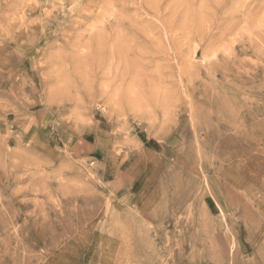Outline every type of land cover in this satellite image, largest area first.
<instances>
[{
  "label": "rangeland",
  "instance_id": "obj_1",
  "mask_svg": "<svg viewBox=\"0 0 264 264\" xmlns=\"http://www.w3.org/2000/svg\"><path fill=\"white\" fill-rule=\"evenodd\" d=\"M72 1L0 0V264H264V0Z\"/></svg>",
  "mask_w": 264,
  "mask_h": 264
},
{
  "label": "bare ground",
  "instance_id": "obj_2",
  "mask_svg": "<svg viewBox=\"0 0 264 264\" xmlns=\"http://www.w3.org/2000/svg\"><path fill=\"white\" fill-rule=\"evenodd\" d=\"M73 1H74V0H73ZM73 1H72V2H73ZM120 1H122V0H120ZM142 1H143V0H142ZM180 1H181V0H180ZM183 1H184V0H183ZM186 1H187V0H186ZM195 1H196V0H195ZM197 1H198V0H197ZM203 1H204V0H203ZM216 1H217V0H216ZM228 1H229V0H228ZM75 2H76V1H75ZM95 2H96V1H95ZM109 2H110V1H109ZM131 2H132V1H131ZM139 2H140V0H139ZM163 2H164V1H163ZM169 2H170V1H169ZM171 2H172V1H171ZM171 2H170V3H171ZM178 2H179V1H178ZM178 2H177V3H178ZM188 2H189V1H188ZM223 2H224V0H223ZM225 2H226V1H225ZM229 2H230V1H229ZM239 2H240V0H238V4H239ZM73 3H74V2H73ZM78 3H79V2H78ZM90 3H91V2H90ZM115 3H116V2H115ZM121 3H123V2H121ZM128 3H129V2H128ZM137 3H138V1H137ZM137 3H136V4H137ZM144 3H146V2H144ZM181 3H183V2H181ZM181 3H180V6H181ZM184 3H185V2H184ZM220 3H221V2H220ZM230 3H231V2H230ZM63 4H64V3H63ZM108 4H109V3H108ZM192 4H193V3H192ZM201 4H202V3H201ZM71 5H72V4H71ZM82 5H83V4H82ZM140 5H141V3H140ZM195 5H196V3H195ZM103 6H104V5H103ZM103 6H102V7H103ZM106 6H107V5H106ZM137 6H138V5H137ZM137 6H136V7H137ZM161 6H162V5H161ZM184 6H185V5H183V7H184ZM204 6H205V5H204ZM226 6H227V5H226ZM233 6H235V5L233 4ZM74 7H75V6H74ZM79 7H80V5H79ZM84 7H85V6H84ZM87 7H88V6H87ZM112 7H113V6H112ZM112 7H111L110 9H112ZM125 7H127V6L125 5ZM140 7H141V6H140ZM148 7H149V6H148ZM153 7H154V6H153ZM188 7H189V6H188ZM207 7L210 8V4L207 5ZM77 8H78V7H77ZM81 8H82V6H81ZM90 8H91V7H90ZM94 8H95V7H94ZM113 8H116V6L113 7ZM129 8H130V7H129ZM171 8H173V7H171ZM192 8H194V7H192ZM84 9H85V8H84ZM86 9H87V8H86ZM130 9H131V8H130ZM176 9H179V7H177ZM188 9H189V8H188ZM225 9H226V8H225ZM231 9H232V3H231ZM231 9H230V10H231ZM233 9H234V7H233ZM43 10H44V9H43ZM45 10H46V9H45ZM67 10H68V9H67ZM78 10H79V9H78ZM80 10H81V9H80ZM80 10H79V11H80ZM116 10H118V8H117ZM122 10H125V9H122ZM128 10H129V9H128ZM152 10H153V9H152ZM170 10H172V9H170ZM200 10H201V9H200ZM200 10H199V11H200ZM234 10H235V9H234ZM82 11H83V13H85V10L82 9L81 12H82ZM86 11H87V10H86ZM107 11H109V9H108ZM131 11H132V10H131ZM131 11H130V13H131ZM149 11H150V10H149ZM172 11H174V10H172ZM179 11H180V10H177L178 13H179ZM183 11H184V8L182 9V12H183ZM201 11H202V10H201ZM208 11H209V10H208ZM212 11H213V10H212ZM68 12H69V11H68ZM74 12H75V11H74ZM88 12H89L90 14L92 13L91 11H87V13H88ZM111 12H112V11H111ZM111 12H110V13H111ZM136 12H138V10H136ZM147 12H148V11H147ZM151 12H152V11H151ZM161 12L163 13V11H161ZM164 12H165V11H164ZM167 12H168V11H167ZM222 12H223V11H222ZM70 13H71V12H70ZM108 13H109V12H108ZM124 13H125V12H124ZM162 13H161V14H162ZM173 13H174V12H173ZM173 13L171 14L172 16H173ZM175 13H176V11H175ZM178 13H177V14H178ZM205 13H208V12L205 11ZM223 13H224V12H223ZM81 14H82V13H81ZM101 14H102V13H101ZM146 14H147V13H146ZM168 14H169V13H168ZM177 14H176V15H177ZM188 14H189V12H188ZM188 14H187V15H188ZM193 14H194V13H193ZM195 14H196V13H195ZM113 15H114V13H113ZM140 15H141V14H140ZM163 15H164V13H163ZM176 15H174V16H176ZM178 15L181 16L182 14H181V15L178 14ZM178 15L175 17V19H176V18H179ZM204 15H205V14H204ZM204 15H203V16H204ZM231 15H232V14H231ZM105 16H106V15H105ZM108 16H109V14H108ZM108 16H107V17H108ZM114 16H115V15H114ZM126 16H127V15H126ZM143 16H144V15H143ZM169 16H170V15H168V17H169ZM172 16H171V19L174 18V16H173V17H172ZM182 16H183V15H182ZM198 16H199V15H198ZM208 16H209V14H208ZM210 16H211V15H210ZM37 17H38V16H37ZM83 17H84V16H83ZM83 17H82V18H83ZM85 17H86V16H85ZM87 17H88V16H87ZM101 17H102V15H101ZM132 17H133V16H132ZM132 17H131V18H132ZM140 17L143 18L142 16H140ZM140 17H139V15H138V18H139V19H141ZM148 17H149V16H148ZM148 17H147V18H148ZM168 17H167V19H168ZM196 17H197V16H196ZM216 17H217V16H216ZM224 17H225V16H224ZM121 18H122V21H123L124 18H123V17H121ZM149 18H151V16H150ZM149 18H148V20H149ZM153 18H154V17L152 16V20H153ZM159 18H160V17H159ZM180 18H181V17H180ZM202 18H203V17H202ZM225 18H226V17H225ZM88 19H89V18H88ZM96 19H97V18H96ZM107 19H108V18H107ZM116 19H117V18H116ZM116 19H115V21H116ZM119 19H120V18H119ZM126 19H127V18H126ZM126 19H125V20H126ZM129 19H130V18H128V20H129ZM132 19H134V18H132ZM157 19H158V18H157ZM206 19H207V17H206ZM219 19H220V16H219ZM58 20H59V19H58ZM130 20H131V19H130ZM146 20H147V19H146ZM176 20H178V19H176ZM176 20H175V21H176ZM191 20H192V19H191ZM197 20H198V19H197ZM202 20H203V19H202ZM213 20H214V19H213ZM221 20H224V19L221 18ZM221 20H219V21H221ZM228 20H229V19H228ZM81 21H83V20H80L79 22H81ZM105 21H106V20H105ZM107 21H108V20H107ZM143 21H144V20H142V22H143ZM150 21H151V20H150ZM157 21H158V20H157ZM159 21H162V20H159ZM206 21H207V20H206ZM209 21H210V20H209ZM71 22H72V21H71ZM79 22H78V23H79ZM109 22H110V21H109ZM137 22H138V21H137ZM137 22H136V23H137ZM155 22H156V21H154V23H155ZM177 22H179V20H178ZM177 22H176V23H177ZM212 22H213V21H212ZM217 22H218V21H216L215 24L219 26V23H221V22H218V23H217ZM82 23H84V22H82ZM107 23H108V22H107ZM113 23H114V22H113ZM115 23H117V21H116ZM123 23H124V22H123ZM138 23H141V22L139 21ZM152 23H153V22H152ZM152 23H151V24H152ZM154 23H153V24H154ZM166 23H167V22H166ZM168 23H169V22H168ZM168 23H167V24H168ZM172 23H173V22H172ZM193 23H194V22H193ZM201 23H202V22H201ZM206 23H209V22H206ZM227 23H228V22H227ZM73 24H74V22H72L71 25H73ZM108 24H109V23H108ZM110 24H111V25H110V27H111V26H112V23H110ZM146 24H148V22H146ZM151 24H150V25H151ZM155 24H156V23H155ZM161 24H162V23H161ZM173 24H175V22H174ZM173 24H172V25H173ZM105 25H106V24H105ZM105 25H104V26H103V25L97 26V27H96L97 29H95V30L92 31V36L94 35L93 38L95 37L96 42H97V44H98V46L96 45V46H97L96 49L104 50V48L107 47L105 44H108V45L110 44V51H109V49H107V51H109V53H107V54L109 55V63H110V67H111V65H112V63H113V60H117V63L121 66V68H124V67H126L127 59L130 60L129 57H131V56H129V54H128L129 51H128V47L126 46V45H127V44H126V41H128V40H126V41L124 40L125 43H122V38H120L121 36H120V37L118 36V37H116V38L113 37V36L116 35V33H118V32H115V28H114V27H113V28H114V32L112 33V34H113V36H112L113 38H112L111 40H108L109 36H108V37H106V36L108 35L107 32L109 31V30H108L109 28L107 29V27H106ZM148 25H149V24H148ZM150 25H149V26H150ZM164 25H165V24H164ZM164 25H163V26H164ZM177 25H178V23H177ZM190 25H191V24H190ZM203 25H204V24H203ZM212 25H213V24H212ZM68 26H69V24H68ZM123 26H125V25L123 24ZM123 26H122V24H121V27H123ZM132 26H133V25H132ZM152 26H153V25H152ZM158 26H159V25H158ZM170 26H171V25H170ZM213 26H214V25H213ZM71 27H72V29H73V26H71ZM76 27H77V26H76ZM128 27H129V25H128ZM145 27H146V26H145ZM156 27H157V26H156ZM159 27H160V26H159ZM74 28H75V27H74ZM117 28H118V27H117ZM125 28H126V27H125ZM147 28H148V30H150L149 27H147ZM165 28H166V27H165ZM170 28H171V27H170ZM170 28H169V30H171ZM173 28H174V25H173ZM69 29H70V28H69ZM123 29H124V28H123ZM154 29H156V28L154 27ZM195 29H196V27H195ZM195 29H194V30H195ZM145 30H146V29H145ZM164 30H165V29H164ZM164 30H163V31H164ZM166 30H167V29H166ZM166 30H165V33H166ZM175 30H176V29H175ZM192 30H193V29H192ZM201 30H202V29H201ZM210 30H211V29H210ZM67 31H68V30H67ZM69 31H70V30H69ZM150 31H151V30H150ZM62 32H63V31H62ZM111 32H112V31H111ZM111 32H110V33H111ZM125 32H126V31H125ZM143 32H144V31H143ZM159 32H161V31H159ZM168 32H169V31H168ZM192 32H194V31H192ZM209 32H211V31H209ZM209 32H208V33H209ZM73 33H74V30H73L72 34H73ZM120 33H121V31H120ZM147 33H148V32H147ZM147 33H146V35H147ZM157 33H158V32H157ZM165 33H164V34H165ZM185 33H186V32H185ZM208 33H207V34H208ZM130 34H131V33H130ZM151 34H152V32H151ZM178 34H179V33H178ZM24 35H25V34H24ZM65 35H67V34H65ZM110 35H111V34H110ZM117 35H118V34H117ZM125 35H126V34H125ZM191 35H192V33H191ZM212 35H213V34H212ZM92 36L90 35V37H92ZM134 36H135V35H134ZM137 36H138V35H137ZM137 36H136V37H137ZM149 36H150V32H149ZM164 36H165V35H164ZM207 36H208V35H207ZM207 36H206V37H207ZM209 36H210V35H209ZM66 37H67V36H66ZM145 37H146V36H145ZM178 37H179V36H178ZM193 37H194V35H193ZM24 38H25V37H24ZM63 38H64V37H63ZM168 38H169V37H168ZM174 38H175V37H174ZM191 38H192V37H190V39H191ZM204 38H205V37H204ZM65 39H66V38H65ZM137 39H138L137 41H139L140 37L137 38ZM148 39H149V38H148ZM158 39H159V38H158ZM193 39H194V38H193ZM205 39H206V38H205ZM205 39H203V40H205ZM207 39H208V38H207ZM207 39H206V41H207ZM209 39H210V38H209ZM107 40H108V41H107ZM131 40H132V39H131ZM159 40H160V39H159ZM165 40H166V39H165ZM60 41H61V38H60ZM142 41L144 42L145 40L143 39V40H141L139 43L137 42V44L140 45V43H141ZM170 41H171V40H170ZM61 42H62V41H61ZM108 42H109V43H108ZM131 42H132V41H131ZM148 42H149V40H148ZM163 42H164V41H163ZM166 42H167V41H166ZM168 42H169V41H168ZM168 42H167V44H168ZM173 42H175V41H172V43H173ZM178 42H179V41H178ZM53 43H54V42H53ZM124 44H126V45H124ZM128 44H129V43H128ZM137 44H136V45H137ZM142 44H143V43H142ZM142 44H141V45H142ZM147 44H148V43H147ZM173 44H175V43H173ZM173 44H172V45H173ZM207 44H210V43H207ZM129 45H130V44H129ZM132 45H133V44H132ZM134 45H135V44H134ZM143 45H146V44H143ZM181 45H183V44H181ZM105 46H106V47H105ZM146 46H149V45H146ZM164 46H165V44H164ZM168 46H169V45H168ZM175 46H177V45H175ZM98 47H99V48H98ZM129 47H130V46H129ZM137 48H138V47H137ZM137 48H134V49H137ZM141 48H142V46H141ZM156 48H157V47H156ZM167 48H168V47H167ZM138 49H139V48H138ZM178 49H179V48H178ZM216 49H217V48H216ZM159 50H161V49H159ZM180 50H182V49H180ZM26 51H27V50H26ZM99 51H100V50H98V52H99ZM105 51H106V49L104 50V52H105ZM139 51H140V50H139ZM104 52H103V53H104ZM167 52H168V51H167ZM178 52H180V51H178ZM103 53H102V54H103ZM132 53L134 54V50L132 51ZM146 53H147V52H146ZM151 53H153V52H151ZM161 53H163V52H161ZM172 53H173V52H172ZM211 53H213V52H211ZM100 54H101V53H100ZM147 54H148V53H147ZM147 54H146V55H147ZM214 54H215V53H214ZM261 54H262V53H261ZM98 55H99V54H98ZM104 55H105V53H104ZM146 55H145V56H146ZM148 55H149V54H148ZM148 55H147V56H148ZM159 55H160V54H159ZM209 55H210V54H209ZM152 56H153V55H152ZM157 56H158V55H157ZM149 57H150V55H149ZM149 57H148V58H149ZM214 57H215V56H214ZM214 57H213V58H214ZM146 58H147V57H146ZM148 58H147V59H148ZM155 58H156V57H155ZM166 58H167V57H166ZM201 58H203V57H201ZM58 59H59V58H58ZM150 59H151V58H150ZM60 60H61V59H60ZM60 60H59V61H60ZM145 60H146V59H145ZM140 61H141V60H140ZM148 61H150V60H148ZM148 61L146 60V64H147ZM152 61H153V60H152ZM207 61H208V60H207ZM254 61H255V60H254ZM256 61H257V60H256ZM128 62H129V61H128ZM136 62H137V61H136ZM141 62H142V61H141ZM150 62H151V61H150ZM150 62H149V64H151ZM205 62H206V61H205ZM144 63H145V61H144ZM153 63H155V62L153 61L152 64H153ZM140 64H142V63H140ZM140 64H139V65H140ZM254 64H255V63H254ZM139 65H138V66H139ZM142 65H143V64H142ZM142 65H141L140 68H143ZM147 65H148V64H147ZM233 65H234V64H233ZM242 65H243V64H242ZM138 66H137V67H138ZM144 66H145V65H144ZM148 67H149V65H148ZM148 67H145V68H148ZM150 67H151V66H150ZM150 67H149V68H150ZM157 67H158V66H157ZM226 67L229 68L228 66H226ZM236 67H237V66H236ZM184 68H185V67H183V69H184ZM197 68H198V67H197ZM201 68H202V67H201ZM240 68H241V67H240ZM143 69H144V68H143ZM183 69H182V70H183ZM203 69H204V68H203ZM237 69H238V68H237ZM147 70H148V69H147ZM182 70H181V71H182ZM199 70H200V69H199ZM205 70H206V69H205ZM222 70H223V69H222ZM224 70L226 71L227 69H224ZM230 70H231V69H230ZM232 71H233V70H232ZM232 71H231V72H232ZM148 72H149V71H148ZM182 72H184V71H182ZM208 72H209V70H208ZM235 72H236V71H235ZM235 72H234V74H235ZM11 73H13V72H11ZM118 73H120V72H118ZM185 73H186V71H185ZM199 73H200V71H199ZM204 73H205V72H204ZM110 74H111V73H110ZM139 74H140V73H139ZM141 74H142V73H141ZM236 74H237V72H236ZM192 75H194V73H193ZM209 75H210V74H209ZM224 75H225V74H224ZM228 75H229V74H228ZM148 76H149V75H148ZM207 76H208V75H206L205 77H207ZM230 76H231V74H230ZM112 77H113V76H112ZM161 79H162V78H161ZM141 80H143V79H141ZM158 80H159V79H158ZM141 83H142V82H141ZM115 84H116V83H115ZM135 84H136V83H135ZM113 93H114V92H113ZM68 94H69V93H68ZM65 98H66V97H65ZM239 98H240V97H239ZM229 101H230V100H229ZM236 101H237V100H236ZM210 103H211V102H210ZM222 106H223V105H222ZM217 108H218V107H217ZM221 109H222V108H221ZM217 110H218V109H217ZM224 110H225V109H224ZM218 111H220V110H218ZM249 111H250V110H249ZM220 112H221V111H220ZM188 113H189V112H188ZM224 113H226V112H224ZM226 114H227V113H226ZM225 116H226V115H225ZM212 117H213V116H212ZM222 118H223V115H222ZM225 118H226V117H225ZM261 127H262V126H261ZM204 134H205V133H204Z\"/></svg>",
  "mask_w": 264,
  "mask_h": 264
}]
</instances>
